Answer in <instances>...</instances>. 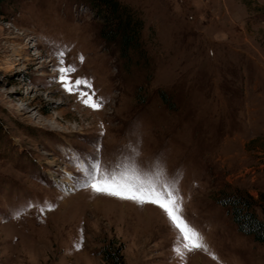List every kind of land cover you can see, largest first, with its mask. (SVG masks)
<instances>
[{
  "label": "rangeland",
  "instance_id": "1",
  "mask_svg": "<svg viewBox=\"0 0 264 264\" xmlns=\"http://www.w3.org/2000/svg\"><path fill=\"white\" fill-rule=\"evenodd\" d=\"M119 1L143 22L128 59L88 0L0 4V264H264L220 203L264 220V0ZM65 49L99 110L60 84ZM132 148L142 178L180 174L207 251L177 255L159 207L81 186L78 159L112 169Z\"/></svg>",
  "mask_w": 264,
  "mask_h": 264
},
{
  "label": "snow or ice",
  "instance_id": "2",
  "mask_svg": "<svg viewBox=\"0 0 264 264\" xmlns=\"http://www.w3.org/2000/svg\"><path fill=\"white\" fill-rule=\"evenodd\" d=\"M67 49L54 53L58 59L56 71L59 73L58 80L64 90L69 94H78V97L86 107L99 110L103 107V100L96 99L93 84L83 77L72 79V74L77 71L75 64L65 61ZM79 60L83 62L81 55ZM86 97V98H85ZM132 155L128 157V164L116 165L112 169L102 166L97 158L92 163L78 159L76 166L83 176L82 187L90 188L97 194H104L121 200L132 201L138 205L152 204L159 207L165 214L170 226L176 230L177 237L173 245V251L183 256L185 250H208L203 235L186 218L183 207V197L179 191L178 183L180 174L168 177L162 166L157 164L156 171L152 176L142 178L141 166L136 157L139 152L131 149ZM123 168V170H120ZM214 259L218 257L214 256Z\"/></svg>",
  "mask_w": 264,
  "mask_h": 264
},
{
  "label": "trees",
  "instance_id": "3",
  "mask_svg": "<svg viewBox=\"0 0 264 264\" xmlns=\"http://www.w3.org/2000/svg\"><path fill=\"white\" fill-rule=\"evenodd\" d=\"M13 0H0V4ZM96 14L106 23L101 33L109 43H118L123 58H130L131 52H142L141 33L143 22L131 6L119 0H88ZM220 203L231 206V213L239 231L251 236L255 242L264 245V220H261L254 208L256 203L243 195H236ZM122 264V263H121Z\"/></svg>",
  "mask_w": 264,
  "mask_h": 264
},
{
  "label": "bare ground",
  "instance_id": "4",
  "mask_svg": "<svg viewBox=\"0 0 264 264\" xmlns=\"http://www.w3.org/2000/svg\"><path fill=\"white\" fill-rule=\"evenodd\" d=\"M147 216V215H146Z\"/></svg>",
  "mask_w": 264,
  "mask_h": 264
}]
</instances>
